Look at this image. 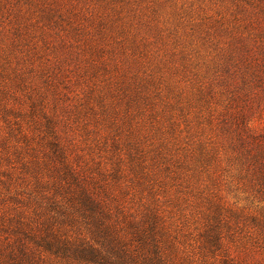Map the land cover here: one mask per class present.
<instances>
[{
    "label": "rangeland",
    "instance_id": "obj_1",
    "mask_svg": "<svg viewBox=\"0 0 264 264\" xmlns=\"http://www.w3.org/2000/svg\"><path fill=\"white\" fill-rule=\"evenodd\" d=\"M60 153L174 264H264V0H0V264H82Z\"/></svg>",
    "mask_w": 264,
    "mask_h": 264
},
{
    "label": "trees",
    "instance_id": "obj_2",
    "mask_svg": "<svg viewBox=\"0 0 264 264\" xmlns=\"http://www.w3.org/2000/svg\"><path fill=\"white\" fill-rule=\"evenodd\" d=\"M53 147L57 154L59 145L55 143ZM57 157L62 165L59 183L53 182L46 197L41 194L45 188L42 184L38 183L37 191L42 199L48 200L49 213L56 215L53 216L55 223L60 217L71 218L79 235L69 239L55 232L48 233L37 241L43 251L52 257L82 264H174L169 245L158 237L157 216L152 214L135 220L120 208L114 214L95 184L82 179L80 171L69 164L64 153ZM58 196L65 199L67 208ZM81 229L90 238L81 237Z\"/></svg>",
    "mask_w": 264,
    "mask_h": 264
}]
</instances>
